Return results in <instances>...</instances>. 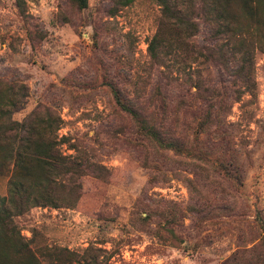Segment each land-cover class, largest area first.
<instances>
[{
    "label": "rangeland",
    "instance_id": "obj_1",
    "mask_svg": "<svg viewBox=\"0 0 264 264\" xmlns=\"http://www.w3.org/2000/svg\"><path fill=\"white\" fill-rule=\"evenodd\" d=\"M25 1L29 18L15 0H0V80L27 90L13 119L50 108L63 121L59 135L98 172L82 177L74 207L14 218L31 248L97 247L108 264H264V53L251 95L224 70L202 72L219 95L206 100L216 110L204 128L201 100L177 103L178 88L165 92L163 131L189 146L178 155L146 142L112 92L152 90L147 45L157 4L135 0L108 17L106 0H87L82 10L71 0ZM11 169L0 171V196Z\"/></svg>",
    "mask_w": 264,
    "mask_h": 264
},
{
    "label": "trees",
    "instance_id": "obj_2",
    "mask_svg": "<svg viewBox=\"0 0 264 264\" xmlns=\"http://www.w3.org/2000/svg\"><path fill=\"white\" fill-rule=\"evenodd\" d=\"M15 1L29 18L26 1ZM71 1L80 10L87 7V0ZM134 1L106 0L104 11L114 17ZM153 1L160 10L156 32L147 45L148 79L150 84L155 79L153 88L145 97H130L119 88L112 92L119 110L146 142L182 155L189 152V146L163 131L170 109L165 92L178 88L177 103L185 97L201 100L206 106L202 128L216 110L206 100L219 96L213 84L206 86L203 71L212 67L221 74L224 70L236 78L243 94L251 95L256 87L255 58L264 53V0ZM192 87L197 93L191 94ZM26 97L24 84L0 80V171L12 167L7 193L0 196V264H108L104 251L97 247L74 251L43 246L34 250L14 222L33 208L74 207L80 199L82 177L98 175L96 165L78 145L59 135L63 121L50 108L38 106L22 121L13 119ZM198 135L195 131V137ZM65 144L74 154L62 151Z\"/></svg>",
    "mask_w": 264,
    "mask_h": 264
}]
</instances>
